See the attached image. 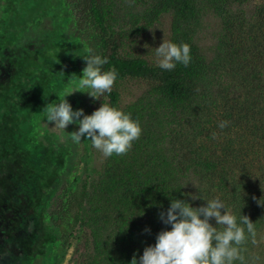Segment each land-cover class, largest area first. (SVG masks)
Segmentation results:
<instances>
[{
	"label": "trees",
	"instance_id": "obj_1",
	"mask_svg": "<svg viewBox=\"0 0 264 264\" xmlns=\"http://www.w3.org/2000/svg\"><path fill=\"white\" fill-rule=\"evenodd\" d=\"M70 1L95 40L94 54L108 60L103 70L118 73L112 92L95 99L90 114L105 102L139 121L142 135L127 155L105 158L94 175L86 166L74 185L62 186L55 210L61 244L67 247L79 236V264H131L134 255L139 264L148 238L170 230L158 214L173 199L199 207L207 203L203 198L220 197L231 214L247 215L255 224L257 245L249 240L242 247L246 258L259 255L264 264V207L258 204L264 202V0L251 19L235 7L247 0H155L129 16L121 13L118 0ZM208 11L222 20L216 71L194 40V29ZM164 16L170 19L169 41L191 49L189 65L177 64L173 71L128 49ZM134 78L149 87L122 106L121 83ZM200 96L208 104L210 125L197 127L208 141L197 144L188 135L162 147L158 103L187 106ZM220 121L230 122L222 138ZM190 173L200 177L201 198L195 200L184 184Z\"/></svg>",
	"mask_w": 264,
	"mask_h": 264
},
{
	"label": "rangeland",
	"instance_id": "obj_2",
	"mask_svg": "<svg viewBox=\"0 0 264 264\" xmlns=\"http://www.w3.org/2000/svg\"><path fill=\"white\" fill-rule=\"evenodd\" d=\"M154 1L134 0L131 7L125 0L118 3L121 13L129 16ZM258 2L247 0L235 7L251 19ZM169 22L164 16L128 47L129 52L156 64L155 48L164 37L169 40ZM221 22L208 11L194 29V40L214 71L219 70L214 61L219 54ZM89 49L94 53L95 40L79 21L70 0H0V264H79L76 250L82 249L81 240L75 236L69 246L61 244L56 205L64 184L74 185L73 179L82 176L86 166L94 175L93 169L100 168L105 158L87 136L80 144L72 141L71 132L78 131L77 124L57 129L54 122H47L43 110L76 89L86 67L82 56ZM148 87L144 79L122 82V106ZM66 99L74 111L83 109L85 115H90L95 100L80 91ZM196 100L187 106L163 100L158 103L155 121L162 147L175 146L188 135L198 140L197 144L205 137L199 135L202 131L197 126L210 125L208 104L202 96ZM220 133L222 138L226 129ZM199 178L192 173L184 177L191 197L198 191L192 181L200 186ZM155 242L151 235L143 248Z\"/></svg>",
	"mask_w": 264,
	"mask_h": 264
},
{
	"label": "clouds",
	"instance_id": "obj_3",
	"mask_svg": "<svg viewBox=\"0 0 264 264\" xmlns=\"http://www.w3.org/2000/svg\"><path fill=\"white\" fill-rule=\"evenodd\" d=\"M125 2L130 7L134 4V0ZM154 56L156 65L166 71H173L177 64L186 67L192 59L190 45L177 44L165 37L155 48ZM82 57L86 62L83 75L76 89L66 96L80 91L98 100L105 93H111L118 73L103 70L107 58L94 54L91 49ZM66 96L47 104L43 111L47 122H54L57 129L66 130L74 123L79 126L78 131L71 132L74 143L80 144L82 137L87 136L92 147L104 158H109L127 155L133 142L141 137L140 123L130 114L104 102L92 114L85 115L83 109L74 111ZM229 123L220 121L218 127L224 129ZM216 138L217 134L213 133V139ZM192 183L199 188L195 181ZM198 198L201 197L192 196L193 200ZM203 199L207 203L199 207L173 199L169 208L158 214L161 222L171 228L157 234L155 244L147 246L139 257V264H236L237 261L239 264H259L260 256L252 254L246 258L242 247L249 240L253 245L258 243L256 226L250 217L241 215L238 219L228 211L220 197ZM258 204L264 207L261 200ZM131 264H138L135 255Z\"/></svg>",
	"mask_w": 264,
	"mask_h": 264
}]
</instances>
